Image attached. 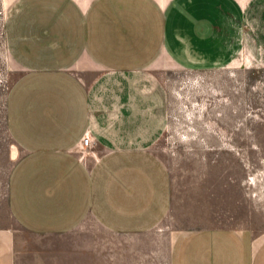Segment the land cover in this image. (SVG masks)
<instances>
[{"label": "crops", "instance_id": "obj_1", "mask_svg": "<svg viewBox=\"0 0 264 264\" xmlns=\"http://www.w3.org/2000/svg\"><path fill=\"white\" fill-rule=\"evenodd\" d=\"M5 41L19 70L7 127L21 152L0 264H78L59 235L87 222L140 233L164 220L171 177L152 151L168 116L159 73L257 56L264 0H13ZM87 133L93 143L82 150ZM169 264H264V237L174 228Z\"/></svg>", "mask_w": 264, "mask_h": 264}, {"label": "rangeland", "instance_id": "obj_2", "mask_svg": "<svg viewBox=\"0 0 264 264\" xmlns=\"http://www.w3.org/2000/svg\"><path fill=\"white\" fill-rule=\"evenodd\" d=\"M12 2L0 0V222L7 224H13L8 179L21 152L6 116L19 73L5 41ZM159 75L168 116L152 151L170 172L169 212L146 232H111L87 222L59 235L58 248L82 258L78 264H169L174 228H249L264 237V51L244 53L226 67Z\"/></svg>", "mask_w": 264, "mask_h": 264}, {"label": "built area", "instance_id": "obj_3", "mask_svg": "<svg viewBox=\"0 0 264 264\" xmlns=\"http://www.w3.org/2000/svg\"><path fill=\"white\" fill-rule=\"evenodd\" d=\"M93 143V140H92V137L90 134H85L83 137H82V140H81V148L82 150H86V149H89L91 147Z\"/></svg>", "mask_w": 264, "mask_h": 264}]
</instances>
